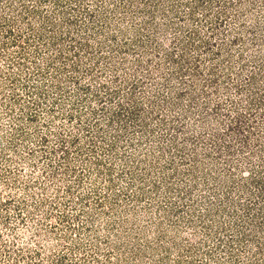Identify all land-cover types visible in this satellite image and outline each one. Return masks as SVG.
Here are the masks:
<instances>
[{
  "label": "rangeland",
  "instance_id": "rangeland-1",
  "mask_svg": "<svg viewBox=\"0 0 264 264\" xmlns=\"http://www.w3.org/2000/svg\"><path fill=\"white\" fill-rule=\"evenodd\" d=\"M0 264H264V0H0Z\"/></svg>",
  "mask_w": 264,
  "mask_h": 264
}]
</instances>
